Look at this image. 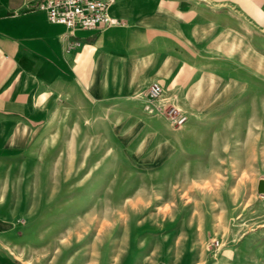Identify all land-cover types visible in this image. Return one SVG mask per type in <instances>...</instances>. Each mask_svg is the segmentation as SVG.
Listing matches in <instances>:
<instances>
[{
	"label": "crops",
	"instance_id": "obj_1",
	"mask_svg": "<svg viewBox=\"0 0 264 264\" xmlns=\"http://www.w3.org/2000/svg\"><path fill=\"white\" fill-rule=\"evenodd\" d=\"M44 2L0 0V235L27 212L28 182L34 198L39 194L44 161L38 150L75 143L79 129H113L128 165L184 164L195 157V172L187 170L182 189L211 208L218 182L235 181L227 167L261 158L264 145L252 138L244 92L252 6L262 15L264 0H118L110 15L121 24L75 32L50 23L39 10ZM155 82L164 99L187 114L180 128L171 127L157 103L149 104L146 92ZM62 161L56 157L51 165ZM66 163L74 166L76 159ZM197 230L196 243L187 236L158 241L150 264L155 257L201 264L219 219L200 222ZM142 251L133 252L136 259Z\"/></svg>",
	"mask_w": 264,
	"mask_h": 264
},
{
	"label": "rangeland",
	"instance_id": "obj_2",
	"mask_svg": "<svg viewBox=\"0 0 264 264\" xmlns=\"http://www.w3.org/2000/svg\"><path fill=\"white\" fill-rule=\"evenodd\" d=\"M251 16L250 85L244 92L250 101L245 105H250L255 124L252 138L263 147L264 25L260 22L264 24V14L252 6ZM113 133V129H79L75 143H60L54 151L46 146L38 150L44 161L42 186L34 198V183H27V212L0 235V264H150L158 241L168 238L173 243L187 236L196 243L197 224L213 218L219 219L220 231L207 236V257L201 264H264V194L258 193L264 180V152L257 161L251 159L233 171L227 167L235 181L218 182L211 208L182 189L188 184L182 180L187 170L195 172V157L183 158L187 165L178 160L128 165L116 149ZM122 141L127 143L126 138ZM56 157L63 161L52 166ZM73 157L76 164L67 165ZM155 157L159 161L161 151ZM83 158L88 159L86 164ZM142 249L138 260L133 252ZM153 262L168 264L156 257Z\"/></svg>",
	"mask_w": 264,
	"mask_h": 264
},
{
	"label": "built area",
	"instance_id": "obj_3",
	"mask_svg": "<svg viewBox=\"0 0 264 264\" xmlns=\"http://www.w3.org/2000/svg\"><path fill=\"white\" fill-rule=\"evenodd\" d=\"M118 0H46L39 4L50 23L63 25L69 31H92L121 24V21L110 15V8ZM149 104L157 103L168 121L174 127H181L188 121L187 114L175 104L164 99L162 86L155 82L146 92ZM146 110L152 112L150 106ZM218 245V243H216Z\"/></svg>",
	"mask_w": 264,
	"mask_h": 264
},
{
	"label": "water",
	"instance_id": "obj_4",
	"mask_svg": "<svg viewBox=\"0 0 264 264\" xmlns=\"http://www.w3.org/2000/svg\"><path fill=\"white\" fill-rule=\"evenodd\" d=\"M258 193L264 194V180H261L258 184Z\"/></svg>",
	"mask_w": 264,
	"mask_h": 264
}]
</instances>
